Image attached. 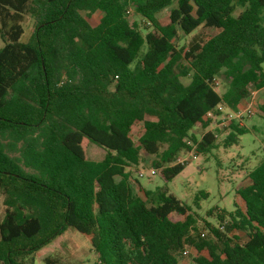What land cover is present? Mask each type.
Here are the masks:
<instances>
[{"label":"trees","instance_id":"obj_1","mask_svg":"<svg viewBox=\"0 0 264 264\" xmlns=\"http://www.w3.org/2000/svg\"><path fill=\"white\" fill-rule=\"evenodd\" d=\"M26 16L36 26L23 42ZM200 27L218 33L180 45ZM0 39V264H33L67 231L88 240L96 264H181L188 248L195 264H264V161L237 190L242 208L208 211V240L191 205L164 187L141 197L131 172L145 153L168 184L188 164L180 156L207 158L250 133L217 119L264 89V0H0ZM216 123L222 141L207 130ZM196 127L207 131L199 138ZM84 138L102 160L86 157Z\"/></svg>","mask_w":264,"mask_h":264},{"label":"rangeland","instance_id":"obj_2","mask_svg":"<svg viewBox=\"0 0 264 264\" xmlns=\"http://www.w3.org/2000/svg\"><path fill=\"white\" fill-rule=\"evenodd\" d=\"M170 8L163 10L159 14V19L163 24L168 22ZM240 10H237V14ZM101 13H96L90 20L92 26L99 23ZM131 21L138 20L134 15L130 16ZM24 36L23 42H28L35 31L36 22L31 16H26L24 21ZM218 33L215 29L199 28L196 32L189 36H182L180 45L188 44L194 35L203 37L208 40ZM3 47V42L0 39V49ZM264 72V64H263ZM185 84H188L189 79H183ZM216 90L223 94L227 89V84L223 76L217 78ZM264 104V89L255 91L247 100L242 102L240 108L252 109L255 115L244 116L242 120H235L241 126L250 131L249 134L241 136L237 145L225 150L221 148L214 151L207 158L197 155L195 152L189 153L182 158L189 159L184 171L179 174L173 181L166 184L157 169L152 166L155 159L145 153L144 163L138 167L131 169L133 174V182L136 192L143 198L144 191H155L157 188H167L170 194L183 203L191 205L195 213V221L197 228L202 238L208 240L209 232L204 229L205 221L216 225V216H208V211L212 208L224 209L228 212H233L236 205L239 208L243 207V203L237 195V190L248 185L249 172L253 171L259 164L264 161V120L258 117L259 106ZM227 111H223L220 119H228ZM234 120L235 118H229ZM214 131L219 140L222 141L227 132L223 130V126L219 124L212 125L207 129ZM207 130L201 127H196L192 130V134L201 137ZM143 133V124L137 123L134 125L131 137L136 144ZM82 147L85 155L89 160L100 161L105 156V150L100 146L89 142L84 138ZM194 156H196L194 158ZM155 171L156 174L151 172ZM143 173V177L139 173ZM206 192L209 194L207 199L200 201V208L194 205L196 196ZM5 215L4 196L0 193V223ZM234 236L239 238L240 242H246L247 236L243 232H234ZM190 251L188 256H180L181 264H195L194 258L198 255L194 248H188ZM57 257L62 262L67 264H96L98 257L86 238L80 234L67 231L64 234L57 236L48 245L39 250L34 257L33 264H45V259L48 257ZM27 263H30L27 260Z\"/></svg>","mask_w":264,"mask_h":264},{"label":"built area","instance_id":"obj_3","mask_svg":"<svg viewBox=\"0 0 264 264\" xmlns=\"http://www.w3.org/2000/svg\"><path fill=\"white\" fill-rule=\"evenodd\" d=\"M251 115H255L254 111L252 109H242L240 108L238 111L236 112H232V113H228L226 117H228V119H226L228 121V123L232 120V119H229V118H235L234 120H242L244 118V116H251ZM196 156H194L195 158ZM178 162L179 163H186V162H189V159L187 158H182L180 157L178 159ZM152 174H156L155 171H152L151 172ZM139 176L140 177H143V173H139ZM205 234H202V236H204ZM190 253V251L188 249H185L183 252H182V256H188Z\"/></svg>","mask_w":264,"mask_h":264}]
</instances>
